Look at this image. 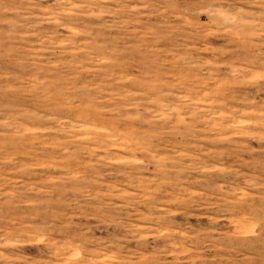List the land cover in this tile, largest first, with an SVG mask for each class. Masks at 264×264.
Masks as SVG:
<instances>
[{"label": "rangeland", "instance_id": "1", "mask_svg": "<svg viewBox=\"0 0 264 264\" xmlns=\"http://www.w3.org/2000/svg\"><path fill=\"white\" fill-rule=\"evenodd\" d=\"M0 264H264V0H0Z\"/></svg>", "mask_w": 264, "mask_h": 264}]
</instances>
